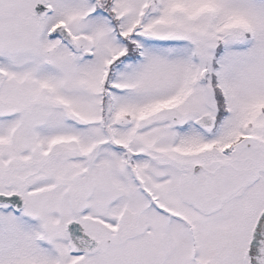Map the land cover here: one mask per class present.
<instances>
[{
  "label": "snow or ice",
  "instance_id": "obj_1",
  "mask_svg": "<svg viewBox=\"0 0 264 264\" xmlns=\"http://www.w3.org/2000/svg\"><path fill=\"white\" fill-rule=\"evenodd\" d=\"M0 264H264V0H0Z\"/></svg>",
  "mask_w": 264,
  "mask_h": 264
}]
</instances>
